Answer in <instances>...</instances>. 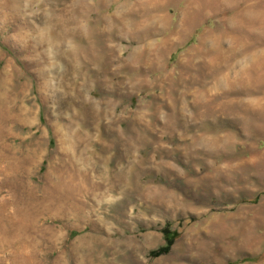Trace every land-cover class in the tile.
<instances>
[{
	"label": "rangeland",
	"instance_id": "1",
	"mask_svg": "<svg viewBox=\"0 0 264 264\" xmlns=\"http://www.w3.org/2000/svg\"><path fill=\"white\" fill-rule=\"evenodd\" d=\"M0 264H264V0H0Z\"/></svg>",
	"mask_w": 264,
	"mask_h": 264
}]
</instances>
